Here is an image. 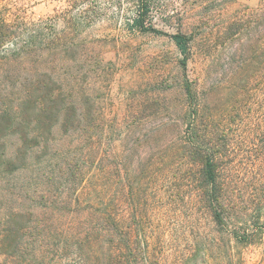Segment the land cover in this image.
<instances>
[{
	"label": "rangeland",
	"instance_id": "rangeland-1",
	"mask_svg": "<svg viewBox=\"0 0 264 264\" xmlns=\"http://www.w3.org/2000/svg\"><path fill=\"white\" fill-rule=\"evenodd\" d=\"M63 2L0 0V11L18 4L52 20ZM134 7L135 0H100L95 24L80 37L70 73L82 100L65 99L79 116L91 111L81 118L91 140L73 127V109L57 118L59 107L45 118L41 161L28 153V126L39 125L28 118V89L0 97V264H93L84 259L88 241L105 263L113 238L54 233L66 220L63 187L73 185L66 178L89 147L77 222L89 216L99 229L98 208H106L109 224L125 226L123 240L152 264H264V23H257L264 0H155L156 34L132 30ZM177 33L191 39L186 73ZM187 81L198 94L197 135L219 164L229 228L243 223L252 245H237L206 207L200 165L184 144L196 102Z\"/></svg>",
	"mask_w": 264,
	"mask_h": 264
},
{
	"label": "trees",
	"instance_id": "trees-1",
	"mask_svg": "<svg viewBox=\"0 0 264 264\" xmlns=\"http://www.w3.org/2000/svg\"><path fill=\"white\" fill-rule=\"evenodd\" d=\"M99 1L64 0L63 6L65 8L61 11V15L53 17L52 20L44 17L37 18L33 13H29L27 8L18 4L9 3L0 11V97L15 95L18 92L23 93L28 89V118L31 114L33 120L39 122V125L33 130L28 126V153L35 150L37 152L36 158L41 161H43L41 157L45 156V149L48 144V139L43 136L44 131H46L45 118H48L52 112L55 113V110L57 112L59 107L62 111L58 113L57 118L62 117L63 114L67 116L69 113L67 110L73 109L74 120L71 123H73L75 130H83L82 133H79L85 139L91 140L93 138L92 128L90 126V128H86L81 122L83 119L88 121L92 118L91 111H83L79 116L75 102H68L65 99V94H70V97L76 95L78 100H82L80 91H78L77 77L72 76L70 70L76 67L75 64L80 55L78 48L80 37L87 28L95 24V10ZM154 10L155 0H135L130 22L132 30L142 34L160 33V30L153 23ZM59 20H63L61 22L62 28H59L61 25ZM262 22L264 23V13L257 20L258 24H262ZM171 37L183 55L181 64L184 73H186L191 51L189 46L191 39L182 33L173 34ZM27 63L28 86L21 81L23 71H27ZM61 69L64 70L63 75L60 74ZM25 79L27 80L26 76ZM185 91L193 103L196 102L194 104L195 111L191 115L190 128L187 132L188 138L184 144L200 165L201 187L206 207L217 226L224 232L226 230L230 239L237 245H252L255 242L254 235L247 230L248 227L243 223L237 228H229L227 211L222 200L223 189L219 182V164L216 155L213 151L205 148L201 138L197 135L199 133L198 94L188 81L185 85ZM48 128L51 131L52 125H49ZM92 151L93 148L89 147L88 156L84 159H78V164L75 163L76 167L79 166L77 173L72 174L71 172L66 178L67 181L71 178L73 180V185L63 187V193L67 195L60 213L66 216V220L60 227H55L54 233L59 234L62 238H80L82 231L86 230L84 238H113L109 244L108 253L104 256L106 257L105 263L101 262V257L97 254L96 248L99 245L88 241L89 253L84 259L94 258L93 264H152L147 258L139 259L134 245L123 240L124 233H126L125 226L116 220L114 221V219H112V224H109L110 217L106 208H98L103 219H99V221L105 223L101 224L99 229L90 226L89 216L84 218L83 223L77 222V213L84 209L78 192L84 182V170L89 164ZM38 152H41L43 156L39 157ZM98 181L101 180L98 179ZM51 212L53 213V211Z\"/></svg>",
	"mask_w": 264,
	"mask_h": 264
}]
</instances>
